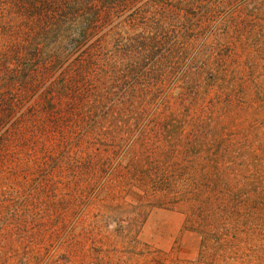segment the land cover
Masks as SVG:
<instances>
[{"label": "rangeland", "instance_id": "374dc122", "mask_svg": "<svg viewBox=\"0 0 264 264\" xmlns=\"http://www.w3.org/2000/svg\"><path fill=\"white\" fill-rule=\"evenodd\" d=\"M115 7L0 0V264H264V0Z\"/></svg>", "mask_w": 264, "mask_h": 264}, {"label": "trees", "instance_id": "16d2710c", "mask_svg": "<svg viewBox=\"0 0 264 264\" xmlns=\"http://www.w3.org/2000/svg\"><path fill=\"white\" fill-rule=\"evenodd\" d=\"M122 1L128 0H13V3L16 8L15 16L17 17L20 13L24 12L29 18V20L28 18L26 19L29 21V29H32V25L35 26L33 27V33L37 32L40 35L49 33L56 27L60 28L62 22L67 19L69 24L66 28L73 33L76 31L81 36L75 43L77 46L83 43V46L89 40L90 34L95 33L100 26L102 17L109 20L115 11L119 10V7L115 6ZM174 7L179 10L177 5ZM127 9L126 7L124 11ZM11 15L10 21H14V14ZM95 19L98 21H95ZM5 33L11 36L17 34L12 32V30H7ZM81 40L82 43L80 44ZM11 41L15 43L12 47L10 45L9 48L20 50L17 54H13L17 59L22 60L24 58L22 50L29 47V39H19V42H17L18 38H11ZM93 47L95 54L92 55L90 52V57L91 59H96L98 57L96 51L102 47L96 46L95 43H93L91 48ZM39 49L40 47L37 49V52H39ZM21 71H24V67H22Z\"/></svg>", "mask_w": 264, "mask_h": 264}]
</instances>
